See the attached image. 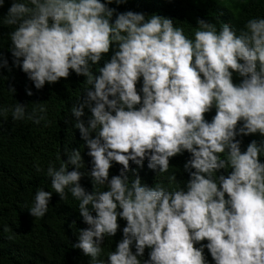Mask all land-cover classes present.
Listing matches in <instances>:
<instances>
[{
    "label": "clouds",
    "instance_id": "clouds-1",
    "mask_svg": "<svg viewBox=\"0 0 264 264\" xmlns=\"http://www.w3.org/2000/svg\"><path fill=\"white\" fill-rule=\"evenodd\" d=\"M113 2L126 0H10L3 20L14 26L13 63L35 89L68 78L70 69L92 86L71 111L91 157L93 191L79 183V151L58 169L47 168L51 188L61 200L68 189L88 225L73 247L92 264H105L101 245L106 235L115 236L119 217L126 226L107 264H207L205 247L215 264H264V142L252 140L242 152L236 139L264 137V19H249L239 35L228 24L217 32L198 19L190 39L170 18L116 13L108 7ZM114 44L117 50L94 75L92 65ZM6 65L0 56V67ZM233 73L242 78L239 84ZM85 106L87 127L79 119ZM25 107L0 106V116L11 112L22 120ZM213 107L208 122L205 113ZM37 109L46 111L37 103L27 118L39 124ZM185 151L191 158L184 189L149 187L138 176L130 183L125 175L130 161L142 166L145 159L148 169L166 172L170 158ZM112 162L122 168L109 178ZM51 196L37 189L29 214L44 217ZM201 241L207 244L195 247ZM146 248L151 251L142 260Z\"/></svg>",
    "mask_w": 264,
    "mask_h": 264
},
{
    "label": "trees",
    "instance_id": "trees-1",
    "mask_svg": "<svg viewBox=\"0 0 264 264\" xmlns=\"http://www.w3.org/2000/svg\"><path fill=\"white\" fill-rule=\"evenodd\" d=\"M9 7L10 0H6L0 9V56L7 61L6 66L0 67V106L12 107L19 103L26 107L22 120H13L11 112L0 116V264H92L90 257L73 247L78 242L80 230L88 227L80 216L79 201L68 189L65 190L67 198L61 200L51 188V180L47 176L49 164L58 169L73 151H79L82 161L79 171L83 173L79 183L87 192L93 191L91 157L79 129L75 127L77 118L71 111L73 106L83 103L86 89L92 86L86 83V77L78 76L70 69L68 78L54 84L46 82L43 89H35L27 74L13 63L10 33L14 26L3 22ZM108 7L116 9V13H142L146 19L152 15L170 18L174 27L183 28L190 39H194L198 19L214 24L217 32L222 24H228L237 35L249 19H264V0H126L119 5L113 2ZM115 50L117 46L114 44L109 53L103 54L101 60L92 65L94 75H99L98 69L110 60ZM241 79L233 73L234 83L239 84ZM141 88L142 78L137 83V90ZM9 89H14V92H9ZM28 91L33 94L28 96ZM37 103L46 109L43 113L37 109V117H43L39 124L27 118L37 108ZM83 113L79 119L87 127L91 116L87 106ZM214 115L215 107L205 113V119L211 122ZM242 123L238 122L237 130ZM91 135L94 137L95 133ZM236 139L241 140L242 152L252 140L258 144L264 142L259 133L237 136ZM221 156L226 158V153ZM190 158L187 151L171 157L169 168L163 173L158 168L155 171L148 169L147 159L142 166L130 161V169L125 175L130 183L138 176L141 184L149 187L160 185L168 191L184 189L189 179L184 165ZM260 160L264 162V152L260 154ZM73 168L69 164L67 170L72 171ZM121 168L112 162L109 178L118 175ZM230 171V168L226 169L224 174ZM172 176L175 180L170 182ZM37 189L52 192L48 211L39 219L29 214ZM98 190L106 189L98 186ZM118 224L115 236L106 235L101 245L103 250L99 259L105 264L108 253L115 251L122 239L126 221L118 217ZM206 244L207 241H201L195 247ZM150 251L145 249L142 260L148 259ZM204 256L207 264H215L206 247Z\"/></svg>",
    "mask_w": 264,
    "mask_h": 264
}]
</instances>
